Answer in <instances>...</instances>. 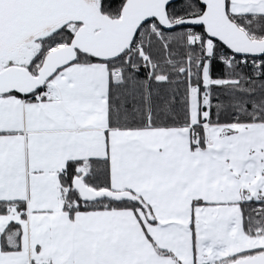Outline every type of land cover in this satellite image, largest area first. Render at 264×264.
<instances>
[{"label": "snow or ice", "instance_id": "obj_1", "mask_svg": "<svg viewBox=\"0 0 264 264\" xmlns=\"http://www.w3.org/2000/svg\"><path fill=\"white\" fill-rule=\"evenodd\" d=\"M0 264H264V0H0Z\"/></svg>", "mask_w": 264, "mask_h": 264}]
</instances>
